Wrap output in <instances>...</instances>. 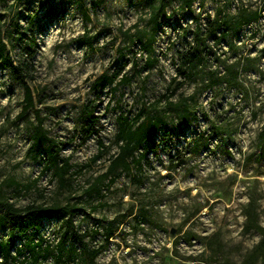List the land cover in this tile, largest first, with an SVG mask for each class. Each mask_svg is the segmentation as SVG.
I'll return each instance as SVG.
<instances>
[{"label": "rangeland", "instance_id": "rangeland-1", "mask_svg": "<svg viewBox=\"0 0 264 264\" xmlns=\"http://www.w3.org/2000/svg\"><path fill=\"white\" fill-rule=\"evenodd\" d=\"M188 3L0 0L8 51L18 66H28L24 71L35 108L50 136L63 143L61 154L71 158L74 172L65 186L51 172L42 173L44 147H33L30 135L35 110L22 114L25 90L0 58V199L19 207L33 202L73 206L75 228L87 232L92 247L105 243L112 224L116 233L97 264H264V256H251L261 234L244 227L249 203L264 227V145L259 141L264 127V0ZM254 12L257 19L243 22ZM218 13L230 21L227 36L219 41L222 30L208 34V21ZM198 28L204 60L180 75V56L194 46ZM22 35L28 42L35 35L32 56L23 49ZM149 38L152 45L145 48L142 40ZM118 69L122 74L114 84L94 87L101 75ZM123 75L130 77L128 83H120ZM170 102L189 105L187 121ZM143 104L167 114L168 124L157 135L159 146L148 154L141 172H124L104 186L102 195L90 197V182L118 152L117 117H133ZM88 105L101 116L100 132L83 143L79 120ZM165 130L170 131L166 144L161 140ZM99 138L107 149L93 161L101 150ZM63 219L55 211L43 216L32 238L43 237L56 247ZM9 231L8 224L0 228V240ZM28 240L27 234L20 235L15 257L5 262L0 255V264H24L31 255L24 247ZM21 247L23 254L17 252ZM69 262H56L55 256L41 259V264Z\"/></svg>", "mask_w": 264, "mask_h": 264}, {"label": "trees", "instance_id": "trees-1", "mask_svg": "<svg viewBox=\"0 0 264 264\" xmlns=\"http://www.w3.org/2000/svg\"><path fill=\"white\" fill-rule=\"evenodd\" d=\"M191 2L192 0H189L188 5H190ZM80 6L82 8V5ZM159 10L163 11L164 6H160ZM51 12L54 13L55 11ZM84 15L87 17L86 12ZM250 16L251 17L243 20V22L252 18L257 19L259 13L254 12ZM157 19L158 13L155 12L152 17V22L156 23ZM32 22L33 19H31L30 24ZM208 22L210 28L208 32L209 35H215L219 30H222L218 41L227 36L230 30V21L224 19L221 13H218L214 19ZM194 34V46L180 56V66L178 70L180 75L184 74L186 69L197 67L204 60L202 51L198 48L204 41L201 29L198 28L194 31ZM20 41L23 44L25 52L32 56L34 51L31 44L35 41V35L32 37L31 42L25 41L23 35ZM142 42L143 46L146 48L152 45L153 38H149L147 41L142 40ZM0 58L3 61V65L10 71L12 78L22 85L25 90V103L22 114L25 115L32 108L35 110L36 120L30 124V135L33 140V147H44L42 173L51 172L53 177L58 179L60 185L65 186L70 182L71 176L74 174L72 171L73 164L70 162L71 158L69 156L64 157L61 154L63 143L51 137L49 131L45 128L44 119L40 114L41 111L35 108L34 91L24 71L28 66L23 65L20 67L14 62L8 51L6 41L2 36L1 27ZM121 74L122 69H118L111 76L103 74L96 80L94 87H97L98 84L100 85L101 82L112 85ZM129 81L130 77L127 75H123L120 79V83H128ZM170 104H172L171 107L173 108L171 109L177 111L182 120L187 121L192 113L189 105L185 102L179 105L172 102H170ZM95 110L94 106L88 105L81 113L79 132L82 134L83 143L93 134L99 136L100 129L98 125L101 116L95 115ZM167 124V114L152 109V107L146 104H143L142 108L133 117H128L126 114L121 113V115L117 117L118 130L115 139L118 152L112 156L107 169L94 177L93 181L90 182L86 190L89 196L102 195L104 186H111L124 172L130 173L134 168L141 172L143 169V162L147 160L148 154L160 144V142L157 141V135L162 131L163 126ZM169 137L170 131L165 130L161 140L166 144L169 141ZM204 138L205 137H203V139ZM259 141L264 145V127L259 135ZM99 144L101 150L99 154L94 157L93 161L98 160L106 152L107 146L100 138ZM193 152H196V149L193 150ZM75 210L76 209L71 205L62 206L56 204L49 207L36 202L30 203L24 207H19L7 198L0 199V228L8 224L10 229L8 236L0 240V255L2 259L7 262L14 258L13 248L16 246L18 237L27 234L29 240L24 244V247L29 249L31 255L26 256L22 260L24 264H41V259H46L50 256H55L56 262L59 263L69 259V263L71 264H97V257L107 247L110 238L115 235L116 229L110 224L106 230L105 243L97 247H92L85 240L88 236L87 232L79 233L75 228L73 220ZM53 211L64 218L62 223V235L56 247L45 244V239L43 237H40L37 241L32 238V234L37 233L43 216H50ZM130 212L132 215L134 213L133 209H131ZM140 212L144 215L147 214V210L145 209H141ZM245 215V231L254 230L261 234L260 241L251 251L253 259H255V257L259 258L260 256H264V227L259 223L258 213L255 208L252 207V203L248 204ZM17 252L23 254V247L18 248Z\"/></svg>", "mask_w": 264, "mask_h": 264}]
</instances>
